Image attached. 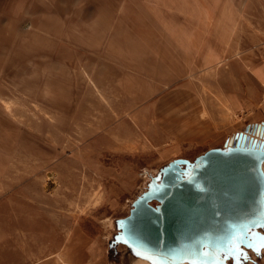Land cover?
Masks as SVG:
<instances>
[{
    "label": "rangeland",
    "instance_id": "1",
    "mask_svg": "<svg viewBox=\"0 0 264 264\" xmlns=\"http://www.w3.org/2000/svg\"><path fill=\"white\" fill-rule=\"evenodd\" d=\"M252 72L264 0H0V264H168L124 220L173 163L264 155ZM180 264H264V191L227 249Z\"/></svg>",
    "mask_w": 264,
    "mask_h": 264
},
{
    "label": "water",
    "instance_id": "2",
    "mask_svg": "<svg viewBox=\"0 0 264 264\" xmlns=\"http://www.w3.org/2000/svg\"><path fill=\"white\" fill-rule=\"evenodd\" d=\"M263 157L250 149L212 151L186 178L171 164L157 190L138 200L124 220L125 237L168 264L203 261L227 249L259 218L264 179L257 158ZM151 199L159 203L156 208L147 204Z\"/></svg>",
    "mask_w": 264,
    "mask_h": 264
},
{
    "label": "crops",
    "instance_id": "3",
    "mask_svg": "<svg viewBox=\"0 0 264 264\" xmlns=\"http://www.w3.org/2000/svg\"><path fill=\"white\" fill-rule=\"evenodd\" d=\"M253 76V79H256V82L262 87L264 88V72L262 74H257L255 75L253 72L251 74ZM260 75V76H259Z\"/></svg>",
    "mask_w": 264,
    "mask_h": 264
},
{
    "label": "bare ground",
    "instance_id": "4",
    "mask_svg": "<svg viewBox=\"0 0 264 264\" xmlns=\"http://www.w3.org/2000/svg\"><path fill=\"white\" fill-rule=\"evenodd\" d=\"M256 126V125H255ZM262 131H263V129H262ZM261 131V132H262ZM262 140V139H261ZM257 162H258V167H259V165H260V163H261V160H259V158H257ZM259 169H260V167H259ZM263 191L264 190H262V195H263ZM203 254L205 255L206 254V249H205V247L203 248Z\"/></svg>",
    "mask_w": 264,
    "mask_h": 264
},
{
    "label": "built area",
    "instance_id": "5",
    "mask_svg": "<svg viewBox=\"0 0 264 264\" xmlns=\"http://www.w3.org/2000/svg\"><path fill=\"white\" fill-rule=\"evenodd\" d=\"M231 141H233V140H230V143L232 144V142Z\"/></svg>",
    "mask_w": 264,
    "mask_h": 264
}]
</instances>
